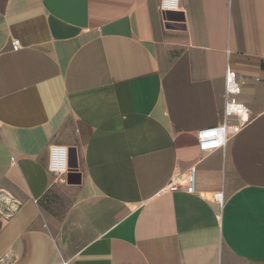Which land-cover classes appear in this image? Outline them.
<instances>
[{"label":"crops","instance_id":"0c3cea01","mask_svg":"<svg viewBox=\"0 0 264 264\" xmlns=\"http://www.w3.org/2000/svg\"><path fill=\"white\" fill-rule=\"evenodd\" d=\"M262 62L264 0H0V264H264Z\"/></svg>","mask_w":264,"mask_h":264},{"label":"built area","instance_id":"2783aa9c","mask_svg":"<svg viewBox=\"0 0 264 264\" xmlns=\"http://www.w3.org/2000/svg\"><path fill=\"white\" fill-rule=\"evenodd\" d=\"M176 0H162V8L164 11L175 9ZM21 45L18 40L11 42V49L17 52ZM229 53V52H228ZM239 82L236 73L231 71L227 66L225 73V94H224V110L223 121L220 125L199 130L196 133L198 150L202 154L224 150L228 140V118L237 116L240 124L248 121V109L242 104L238 98ZM67 150L63 147H51L49 150V168L53 173H63L67 170ZM13 161V159H12ZM196 165L190 166L186 171L177 173L174 178L163 188L162 191L176 192L183 190L187 194H194L196 187ZM212 199L220 206L223 203V193H217ZM9 210H16L10 205Z\"/></svg>","mask_w":264,"mask_h":264},{"label":"water","instance_id":"95a60500","mask_svg":"<svg viewBox=\"0 0 264 264\" xmlns=\"http://www.w3.org/2000/svg\"><path fill=\"white\" fill-rule=\"evenodd\" d=\"M172 15H173V13H166V14H164V18H165V19H168V18H170ZM69 167H70V169H72V167H75V165H73L72 160H71V154H70V151H69ZM70 171H71V170H70ZM68 181H69V178H68ZM69 183H70V182H69Z\"/></svg>","mask_w":264,"mask_h":264},{"label":"trees","instance_id":"16d2710c","mask_svg":"<svg viewBox=\"0 0 264 264\" xmlns=\"http://www.w3.org/2000/svg\"><path fill=\"white\" fill-rule=\"evenodd\" d=\"M261 69L264 70V62H262V64H261Z\"/></svg>","mask_w":264,"mask_h":264}]
</instances>
